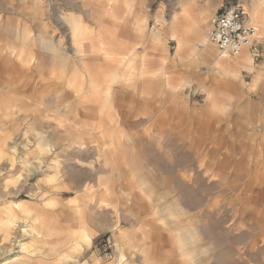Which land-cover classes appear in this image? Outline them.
Returning a JSON list of instances; mask_svg holds the SVG:
<instances>
[{
  "label": "rangeland",
  "instance_id": "374dc122",
  "mask_svg": "<svg viewBox=\"0 0 264 264\" xmlns=\"http://www.w3.org/2000/svg\"><path fill=\"white\" fill-rule=\"evenodd\" d=\"M254 4L0 0V264H264V57L208 41Z\"/></svg>",
  "mask_w": 264,
  "mask_h": 264
},
{
  "label": "built area",
  "instance_id": "2783aa9c",
  "mask_svg": "<svg viewBox=\"0 0 264 264\" xmlns=\"http://www.w3.org/2000/svg\"><path fill=\"white\" fill-rule=\"evenodd\" d=\"M258 38V29L249 22L241 7L220 10L208 32L209 43L227 59H235L253 49Z\"/></svg>",
  "mask_w": 264,
  "mask_h": 264
},
{
  "label": "crops",
  "instance_id": "0c3cea01",
  "mask_svg": "<svg viewBox=\"0 0 264 264\" xmlns=\"http://www.w3.org/2000/svg\"><path fill=\"white\" fill-rule=\"evenodd\" d=\"M264 3V0H255V4L253 7V12H251L250 16L252 19V23H254L256 25V27L258 28V30H264V11L261 10L262 7H259L260 4ZM219 11L216 12V14ZM215 14V15H216ZM262 39L263 37L260 36L259 34V38L257 43L255 44V47L251 50H246L245 52H243L239 57H237L238 59L236 61H234L233 63H229V61L223 59L222 57L217 61L216 65L217 67L222 68L225 70L228 69H239V70H244L247 67H252L253 66V62L250 61L248 56H251L253 58V60H258L257 56L259 55L260 57H264V46L262 44ZM187 50V47L185 45V43L183 41H179V47L177 50V53H184ZM201 55V54H200ZM203 55V54H202ZM204 56V55H203ZM201 56V59L205 58ZM19 208L22 209L21 205L19 206ZM12 209L9 210V213L12 214ZM84 222V221H81ZM83 239L85 240V242L87 243V247L91 244L92 239L94 238L95 234L93 231L91 230H83ZM35 232H37L35 230ZM38 235L39 232H37ZM126 261V258L124 256V254H120V259H119V264H123Z\"/></svg>",
  "mask_w": 264,
  "mask_h": 264
}]
</instances>
